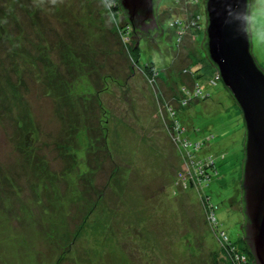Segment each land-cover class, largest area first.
<instances>
[{
	"label": "rangeland",
	"instance_id": "obj_1",
	"mask_svg": "<svg viewBox=\"0 0 264 264\" xmlns=\"http://www.w3.org/2000/svg\"><path fill=\"white\" fill-rule=\"evenodd\" d=\"M181 1L162 0L151 42L122 33L104 0H0V264H228L218 241L248 261L245 120L223 82L210 84L204 32L178 38L171 25L193 16ZM250 15L264 71V0ZM168 104L191 142L214 136L205 151L219 176L199 191L174 193L195 172L168 133ZM205 194L230 241L213 234Z\"/></svg>",
	"mask_w": 264,
	"mask_h": 264
},
{
	"label": "water",
	"instance_id": "obj_2",
	"mask_svg": "<svg viewBox=\"0 0 264 264\" xmlns=\"http://www.w3.org/2000/svg\"><path fill=\"white\" fill-rule=\"evenodd\" d=\"M120 1L134 32L158 29L155 0ZM249 8L250 0H207L206 48L244 116L246 239L256 264H264V72L252 54Z\"/></svg>",
	"mask_w": 264,
	"mask_h": 264
},
{
	"label": "trees",
	"instance_id": "obj_3",
	"mask_svg": "<svg viewBox=\"0 0 264 264\" xmlns=\"http://www.w3.org/2000/svg\"><path fill=\"white\" fill-rule=\"evenodd\" d=\"M104 1L107 2V5L109 7V10L112 12V15L115 16V17L117 16L119 18V28H120L122 33L127 35V34H130L132 32L131 34L134 35L137 40H140V38H142L143 36H147V38L151 42H155L156 39L160 35H163V33H164L163 25H162V22L160 21V18H159V16H160V14H159V6L161 5L162 0H155V12H156V15H157L158 29L150 31L149 34L143 33V32H141L139 30H136V32H134V28L132 27V24L127 19V13L122 8L120 0H104ZM206 1L207 0H188V2L186 4L188 5V3H189L191 8H192V6H194V8H195L193 10L192 18L187 20L183 16H178L177 18H173L170 23H171L172 26H175L177 28L176 34L178 35V38L182 37L181 36L182 34L184 36V35H186L187 32L194 31L192 29H195V31L198 34H201L202 32H204L202 48H203V51L205 53V58L208 60V62L211 63L212 67L217 72V76L219 77L218 70L212 64V62L210 61V59L208 57L207 48H206V43H207L206 29H207V25H208ZM179 2H182V1L178 0V3ZM250 4H251V0H250ZM249 11H250V8H249ZM250 18H251V15H250V12H249V21L248 22H249V33H250V36H251V45H252V33H251V23L252 22H250ZM190 30H192V31H190ZM193 33L195 34V32H193ZM252 47H253V45H252ZM252 54H253V52H252ZM258 67H260V66L258 65ZM151 69H153V68H151ZM218 81H220L219 78H217V80L216 79L212 80L210 84L215 86L218 83ZM225 89L227 90L228 94L230 95V97L234 101L235 105L238 107L239 111L242 113V110L240 109L239 105L237 104L236 100L233 98V96L231 95L229 90L226 87H225ZM197 91L199 92L198 96L204 95V92L202 91V89L200 87L198 88ZM196 93L197 92H195V94H192V95L190 93H188L187 95L188 96H195ZM207 97H210V94L208 92H207L206 96L204 97V100ZM167 109H168L170 118L173 117V120H170L171 123H172L171 125L175 126L174 129H173V133H171V132H168V133L170 134L172 139L177 144L176 147H175L176 152H177L178 156H181L183 158V155H184L186 157V159L184 161H188V162H189V160L193 161V162L192 161L191 162H192V166H193V169H194V172H195L194 175H192V173L190 172V176L186 177V182H185V185L183 183V186H179L178 185V178L175 179V183L174 184H175V187L177 189L174 190V193L177 194L178 192H188V190L190 188V185H192V184L195 186V190L199 191L201 186H203V188H205L206 186H208L211 183L212 179H214V178L217 179L216 177L219 176V169L217 167V159L218 158L215 157V156H212L211 154H206V151H205V147L208 146L212 142V140L214 139V136H209V138L205 139L204 142H202V141L191 142L190 138L185 136V133H186L185 131L187 130L186 127H183V124L179 120L175 119L177 117V109H175L174 106L171 105V104H168ZM242 115H243V113H242ZM245 127H246V125H245ZM179 139L181 140V143L178 144V140ZM245 144H246V133H245V143H244V151L246 152ZM188 148H191V149L188 150ZM107 149H109V148H107ZM200 152H204L205 155H202V156L199 157ZM25 160L28 163L29 162L30 163L33 162V165L38 167V165L35 163V155H34V153H31L29 151L28 152V156L25 158ZM86 161L89 164V168L86 171V173H90V171H91L90 167H92V166H90V162H89L87 154H86ZM244 163H245V158H244L243 166H244ZM96 166H97V164H96ZM192 166H190L191 169H192ZM93 167H94V165H93ZM40 170L44 174L47 175V172L46 171L44 172L42 170V168H40ZM48 173H50V171ZM192 176H193L194 179H196V180H194L195 184L193 183V178H191ZM5 177H7V176H5ZM3 179L6 180V178H3ZM81 180H83V181L87 180L86 176L81 177ZM86 183H87V181H86ZM9 185L11 186V188L9 189V190H11V192H16L17 191V189L14 186L13 182H10ZM186 187H188V189H186L187 191L184 190V188H186ZM178 188H179V190H178ZM238 191H239L238 201H239V203L241 205L240 211L242 213L243 221H244L243 225H242V228H241L242 229V235H243L242 240L244 242V245L246 246L245 252L247 253L246 257L249 258L248 261L245 262V263L241 262L240 258H242V257L239 256L238 254H234L236 252H233L234 248H232L231 245H228L230 247L228 249H226L224 244H220L219 241H218V243H219V246L223 245L224 251L230 256L231 262L228 263V264H256V258L254 257V254L252 253L251 248L249 246V243L247 242V239H246V237H247V235H246L247 234L246 233V224L248 222V219H247V217L244 214L245 204H244V190H243V173H242V179H241V183H240ZM205 196H206V199L203 198V201H200L203 205L201 203L200 204L202 205V209H203L204 214L205 215H209L210 216L209 219H211V223L216 226V227L212 226V228H213V231H214L213 234L215 235L216 239L218 240L220 237H222V236H220V233L225 232V231H223V232L219 231V228H220L219 224L220 223H219V219L217 217V214H218V212L220 210V206L213 204L212 201H211V197L210 196H208L207 194H205ZM215 232H216V234H215ZM223 236H225V238L228 241L231 240L229 238L227 232L223 233Z\"/></svg>",
	"mask_w": 264,
	"mask_h": 264
},
{
	"label": "built area",
	"instance_id": "obj_4",
	"mask_svg": "<svg viewBox=\"0 0 264 264\" xmlns=\"http://www.w3.org/2000/svg\"><path fill=\"white\" fill-rule=\"evenodd\" d=\"M198 95H199V93H198Z\"/></svg>",
	"mask_w": 264,
	"mask_h": 264
},
{
	"label": "flooded vegetation",
	"instance_id": "obj_5",
	"mask_svg": "<svg viewBox=\"0 0 264 264\" xmlns=\"http://www.w3.org/2000/svg\"><path fill=\"white\" fill-rule=\"evenodd\" d=\"M145 35V34H144Z\"/></svg>",
	"mask_w": 264,
	"mask_h": 264
}]
</instances>
